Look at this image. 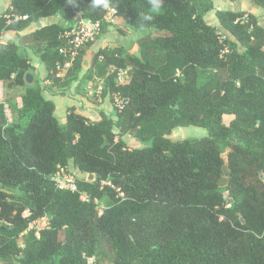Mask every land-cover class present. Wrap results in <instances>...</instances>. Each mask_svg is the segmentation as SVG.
Here are the masks:
<instances>
[{"label": "trees", "instance_id": "obj_1", "mask_svg": "<svg viewBox=\"0 0 264 264\" xmlns=\"http://www.w3.org/2000/svg\"><path fill=\"white\" fill-rule=\"evenodd\" d=\"M253 1L264 8V0ZM108 3L11 0L0 12V82L19 88L21 98L20 119L13 121L0 102V259L264 264V25L252 12L244 21L246 10L216 9L214 0H164L147 23L149 0ZM109 8L148 30L137 54L116 46L91 58L87 77H104L116 113L101 111L93 120L70 106L62 123L41 83L26 81L35 66L21 47L40 56L47 80L65 86L76 80L72 74L98 35L81 48L64 82L56 68L67 61L61 33L77 15L101 21L103 32ZM213 10L220 26L205 18ZM49 17L59 20L39 27ZM8 31L18 41L1 42ZM123 70L130 78L119 84ZM116 93L127 100L121 110ZM224 116L234 117L225 123ZM180 127L207 133L171 139ZM125 135L144 146L131 148ZM60 167L75 176L78 191L51 178ZM41 218L48 226L39 235L28 231Z\"/></svg>", "mask_w": 264, "mask_h": 264}, {"label": "rangeland", "instance_id": "obj_2", "mask_svg": "<svg viewBox=\"0 0 264 264\" xmlns=\"http://www.w3.org/2000/svg\"><path fill=\"white\" fill-rule=\"evenodd\" d=\"M9 0H0V7L4 9L8 4ZM215 8L216 9H237L238 7L241 9L242 7L246 8L247 12L255 13L258 16V20L261 24L264 25V8L259 9L258 5L253 0H214ZM206 20L213 24L220 26L218 19L215 15V10L209 12L206 15ZM108 27L102 32L98 34L97 38L95 39L94 43L90 46L87 50V57L83 60V63L80 69H76L75 72L72 74L77 75L76 80L72 81L65 86H54L51 81L43 83L41 85L44 88V94L47 96H56V95H63L69 94L73 95L74 97L77 96L78 100L83 103V106L87 104V102L103 104L104 108L107 109L110 116H114L116 113V108L114 105V98L111 93L106 92L105 90V80L104 77L94 76L92 78L87 77V71L90 67L91 58L93 53L97 51L99 48L105 47H121L124 55L126 54H137L139 52V45L138 39L143 36L148 30L145 29H137L127 23L123 18L118 16H113V20L108 22ZM21 52L25 53L29 56V59H33L35 61V70L34 73V82H41L42 80L39 79V73L36 72V69L42 73L45 69H43L42 64L40 63V56L34 52L32 49L28 47H24L22 45ZM30 55L32 58H30ZM40 64V66H38ZM68 76L65 75L62 78L64 82L68 80ZM130 78L129 71L123 70L121 71L119 77L117 78V82L119 84H123L128 81ZM207 78H202L201 84L207 83ZM58 93V94H57ZM20 95V90L17 87H9L7 82L0 83V102H4L7 108V114L9 120H18V98ZM65 106L60 107V111L62 112L61 116H64ZM234 116H224L223 120L225 123H229L230 120ZM27 119V118H26ZM26 119H23L25 121ZM206 129L202 127H180L174 130V132L169 135L171 139L179 140L187 137L193 136H202L206 134ZM128 145L131 148L134 147H142L143 144L137 142L136 140L132 139L128 135L123 137ZM72 169L74 170L73 166ZM83 174H80L78 177H83ZM88 178V177H87ZM107 198H104L99 203V208L102 209L104 205L107 204ZM48 226V219L41 218L39 219L38 223L34 225V227H30L28 231L37 232V230H41ZM63 238V234L60 235ZM23 240L20 238V243ZM16 262L13 260H3L0 259V264H15Z\"/></svg>", "mask_w": 264, "mask_h": 264}, {"label": "built area", "instance_id": "obj_3", "mask_svg": "<svg viewBox=\"0 0 264 264\" xmlns=\"http://www.w3.org/2000/svg\"><path fill=\"white\" fill-rule=\"evenodd\" d=\"M113 16H117L116 10L113 8H109L107 14L104 17V21L110 22L111 20H113ZM243 19L244 21L249 20L248 12L244 14ZM101 30V21H93L92 19L85 18L81 15H77L75 17L74 22L61 33V36L62 38H64L65 43L60 46L59 51L67 58V61L64 64L60 62L57 63V76H65L67 70L72 65L81 48L85 44L94 40L96 36L101 32ZM114 97L118 109H123L127 100L119 95V93H116ZM51 178L55 180L59 188L78 191V184L76 182L75 176L68 173L64 167H60V170L56 174L52 175ZM117 191L120 190L117 189ZM81 198L83 200H89L87 193H81ZM101 212L102 211L100 209V213ZM38 221L39 219L31 222L30 227H34V225L37 224ZM39 232L40 230H37L36 234L39 235ZM90 261H92V258L90 259Z\"/></svg>", "mask_w": 264, "mask_h": 264}, {"label": "crops", "instance_id": "obj_4", "mask_svg": "<svg viewBox=\"0 0 264 264\" xmlns=\"http://www.w3.org/2000/svg\"><path fill=\"white\" fill-rule=\"evenodd\" d=\"M10 2H11V0H9L8 4L6 5V7L4 9H1V7H0V12L5 11L9 7ZM258 8L262 9V7H260V6H258ZM245 9L246 8H244V7H242L241 9L238 7L237 9H233V10H245ZM58 20H59V18H57V17L45 18V19H43V24L56 22ZM36 27H37V25L32 24L28 29L20 32V34H25L31 30H34ZM9 41H18V33L16 31H8L2 36L1 42L7 43ZM30 58H32L31 55H30ZM30 62L35 66V61L33 59L32 60L30 59ZM40 63L42 64V67L45 70L42 71V73H40L36 69V72L39 73V75H40L39 79L42 80L40 83H41V85H43V83L49 82V80L46 79L47 70H46L44 62L42 60H40ZM38 66H40V64H38ZM0 83H3V82H0ZM48 97L55 100V102L57 104V111L56 112H57V115L59 117V120L62 123H64L66 121L68 108L70 106H75L78 111H80L81 113H83L84 115L88 116L89 118H91L93 120H98L100 118V112L101 111H105L109 115V112L107 111V109L104 108L103 104L87 102V104H85L83 106V103L80 100H78L77 96L74 97L73 95L63 94V95H56V96L53 95V96H48ZM65 105H66V107H65V111H64V116H61L62 112L60 111V107H63ZM20 106H21V98L20 99L18 98V108Z\"/></svg>", "mask_w": 264, "mask_h": 264}, {"label": "clouds", "instance_id": "obj_5", "mask_svg": "<svg viewBox=\"0 0 264 264\" xmlns=\"http://www.w3.org/2000/svg\"><path fill=\"white\" fill-rule=\"evenodd\" d=\"M151 11L143 14L142 21L144 23L151 22L155 14H158L164 6V0H149ZM92 7L108 8V0H92Z\"/></svg>", "mask_w": 264, "mask_h": 264}, {"label": "water", "instance_id": "obj_6", "mask_svg": "<svg viewBox=\"0 0 264 264\" xmlns=\"http://www.w3.org/2000/svg\"><path fill=\"white\" fill-rule=\"evenodd\" d=\"M38 25H39V27H41L42 25H43V20H39L38 21ZM26 81L28 82V83H32L33 81H34V76L32 75V74H30V73H28L27 75H26ZM81 174V170L78 168L77 170H76V172H75V175L76 176H79ZM93 174H90L89 175V179H93Z\"/></svg>", "mask_w": 264, "mask_h": 264}]
</instances>
